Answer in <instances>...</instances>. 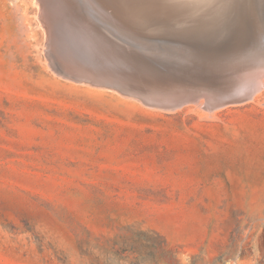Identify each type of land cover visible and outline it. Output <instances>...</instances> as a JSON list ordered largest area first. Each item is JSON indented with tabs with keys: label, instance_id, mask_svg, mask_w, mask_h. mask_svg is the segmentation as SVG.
<instances>
[{
	"label": "rangeland",
	"instance_id": "1",
	"mask_svg": "<svg viewBox=\"0 0 264 264\" xmlns=\"http://www.w3.org/2000/svg\"><path fill=\"white\" fill-rule=\"evenodd\" d=\"M55 1L0 0V264H264V77L236 105L149 107L54 68L78 46ZM131 1L133 27L184 31L200 9L189 32L247 33L227 56L263 46L252 0Z\"/></svg>",
	"mask_w": 264,
	"mask_h": 264
},
{
	"label": "bare ground",
	"instance_id": "2",
	"mask_svg": "<svg viewBox=\"0 0 264 264\" xmlns=\"http://www.w3.org/2000/svg\"><path fill=\"white\" fill-rule=\"evenodd\" d=\"M62 1H64V6H62V8L64 7L63 10L67 14L66 15L64 13L67 19L65 23L66 27L64 28L67 29L66 31L67 34L74 40V42L78 43V46L75 50V53H72L69 51V53L66 54V52L62 50L63 46H61L62 42L60 41L61 43H59V47L57 48V50L59 51L61 55L60 54L58 55H60L59 56L60 59H63V61L67 62L66 64H68L71 67H73L75 63V65H77L78 68L82 70L84 73H80L74 70L75 72H77L78 74L84 75L87 78H90L92 81L96 83L103 84V87L105 88L110 87L111 89H116L118 91H121L122 93H125L124 95L136 98L145 104L149 102L150 104L157 103L158 106L156 107H161V108L176 106L178 94H181L183 97L185 96V97H191L195 99L198 97L197 95H200L202 96V98L204 97L207 99L206 101L212 108L218 109V106L220 104H226V105H223V107H227V106L242 103V102H239L242 100V99L241 100L239 99V98H242V95L240 93L245 92L247 85H248L247 82L253 83L252 85H254L255 90H256V87H258L259 89L260 86H263L262 85L263 80H261V77H264V63L263 64L260 63L261 61L259 60L260 59L262 60V58H264V47H263L264 46V0H252V3H251V5L253 4L252 6H254L253 8L254 14L252 15L255 16V18L257 19L258 26L260 25L261 27V40L260 41L263 42L262 43L263 46H259L258 44L259 42L252 39L249 42V46L242 45L239 47L241 52L237 56H232L231 54L227 56L226 52L231 49L230 43L236 39L235 38L236 35L241 39L244 34H247L246 32L245 33L243 32L242 25H241L242 29L241 30L239 29L240 32H237L236 35H235V32L229 29L230 27H226L229 24L227 25L224 24L225 28L218 30V31L209 30L207 32L205 30L206 32L197 33L198 32L196 31L197 29L194 28L196 27L195 22L197 24V27H201L200 30H202L203 29L202 26L204 25V23L207 21L210 23V19L209 18H208L209 20L204 19L205 22L203 23V25L202 26L198 25V23L202 24L201 21L203 20V17L204 18L206 17L203 16L204 14L203 12L201 13L199 12L200 9L199 10L197 9L199 13L196 12L197 13L196 15L199 16L200 14L203 17L202 16L200 17L201 20L198 19L200 22L195 21L198 18L197 17L195 19V16H196L194 15L195 12H193L194 16L192 15L194 18L191 16L189 12L192 13V10L196 11L195 10L196 7H193L195 9H192L191 7L190 8L191 10L188 9L190 11L189 12L187 11L190 14V17H192L191 21L192 20L195 21L194 24L192 21V24L194 26L192 28L195 29L196 31V32H189L191 31L189 30V28H191L190 25L192 24L188 23L187 21L186 22L188 23V25L186 23V27L187 26L189 27L185 28L184 31H181V28L183 30V27H185V25L184 26L182 25L183 27H181L178 24H176V26L178 28L179 26L181 27L180 31L169 30V29L155 30V29H144V28H139V27H133L127 22V19H126L128 18L127 16L133 17L130 14L132 9L129 10L123 6H121L120 8L118 4L115 2V0H75V1L74 0H62ZM233 1L235 3L237 2L235 0ZM163 2H165V0H163ZM47 3H49V0ZM148 3H150V1ZM53 4L55 5V3ZM53 4L51 5L53 6ZM150 4L152 5V3ZM166 4H167V1L163 3L162 8L166 7L164 6ZM46 5H50V4H46ZM151 5L149 6V8L151 7ZM158 6L160 7V5ZM167 6L171 7V5H167ZM245 6H246V3H245ZM54 7L56 6H53V8ZM210 7L211 6H209V8ZM48 8L50 11L51 7L48 6ZM245 8L247 9V6ZM167 9L168 8H165L166 11ZM170 9H173L170 12V13H173V11H175L176 8L174 7ZM179 9L177 10L179 11ZM184 9L186 8L184 7ZM186 10L184 11L186 12ZM221 10H222V7H221ZM223 10L227 11V9H224V8ZM230 10L232 9L230 8ZM164 11H162L163 14L166 12ZM184 11L182 10V13ZM245 12L247 14V11ZM245 12L241 14L245 15ZM174 13H177V12H174ZM236 13H234L235 16H236ZM145 14L147 15V13ZM248 14H249V11H248ZM49 15H51V13ZM55 15L56 14H54L53 16ZM174 15L176 16V14ZM224 15H225V11H224ZM217 16H214V17H216L217 19ZM168 17L172 18V15L169 14ZM52 18L53 17H51L50 19ZM59 18L60 17H57L58 20ZM173 18H176V17H173ZM173 18H172V21L173 22L175 21L176 23L180 19H183V18L186 19L187 17L179 18V20L176 18L177 21ZM235 18L237 19L238 17H235ZM60 19H62V17ZM218 19L220 18L218 17ZM224 19H225V16H224ZM238 19H240V17ZM58 20L57 22L54 20L55 22H52L53 24L51 23V26L56 25L54 23H58ZM77 20L78 22L81 23L83 29L85 30L84 34L86 36L85 35L84 36L88 42H86V40L84 41L83 37L80 36V34L78 33L77 28H76ZM189 20L190 18L188 16V21ZM226 20H227V17H226ZM244 20L245 19H243V22ZM181 21L182 20H180V22ZM211 21H214V19L212 20L211 18ZM248 22L249 21L247 20L246 23ZM46 23H49V22H46ZM168 25L169 24H165L164 26L167 27ZM209 25H211V23ZM254 25H257V24H254ZM56 26L52 28L50 27V29L52 30L49 33L51 34L52 38L53 37L55 38V34L53 32L55 29L53 30V28H56ZM206 29L208 30L207 27ZM202 31H204V29ZM246 31L248 32L249 30H246ZM241 40L238 41L236 39L237 44H240L242 42ZM70 41L68 40L67 42L69 43ZM64 43L65 42H63V44ZM52 47H53L52 44L49 43V48L51 50L50 53H53L54 51ZM251 49H253V51L255 50V52L258 51V54L263 57L259 58L258 57L259 55L256 57L254 52L253 51L251 52ZM141 51H144L145 55H143V53H140ZM254 55L256 58H259V60L256 59ZM140 57L145 58V60H140L141 59ZM52 60L53 58L51 59V61ZM53 66L57 70L62 71L59 67L55 66L54 64ZM112 71L116 73V77L118 79L113 77V75L111 74ZM250 73H253V74L249 77L250 80H248L247 75ZM153 80H156L157 82L153 83ZM240 80H243V81H240ZM179 84L182 86V89L184 88V90L178 89V86H180ZM117 86H120V87H117ZM138 88L144 90L148 95H150L149 100L141 99V97L137 94ZM213 88L214 90H216L215 88H217L218 90L216 91L215 94L210 95L213 93L212 92ZM261 90H258V91L260 92ZM244 98L245 99L242 101H245V100L247 101L250 97L247 96ZM229 101H233V103L228 105L227 102ZM223 107L220 106L219 108H223Z\"/></svg>",
	"mask_w": 264,
	"mask_h": 264
},
{
	"label": "water",
	"instance_id": "3",
	"mask_svg": "<svg viewBox=\"0 0 264 264\" xmlns=\"http://www.w3.org/2000/svg\"><path fill=\"white\" fill-rule=\"evenodd\" d=\"M76 28H77V31H78V33L80 34V36H82L83 37V39H84V41L86 40V42H88L87 41V39H85V30L83 29V27H82V25H81V23L80 22H78V20H77V22H76ZM85 35V36H84ZM140 53H143V55H145L144 54V51H141ZM141 58V57H140ZM140 60H145V58H141ZM74 62V61H73ZM52 63L54 64V65H56L57 67H59L63 72H71V71H78V72H80V73H84L82 70H80L79 68H78V66L77 65H75V63H74V66L73 67H71V66H69L68 64H66V63H64L61 59H60V57L57 55V53L56 52H54V56H53V60H52ZM60 76H62L63 78H66V76H64L63 74H61V73H58ZM111 74L113 75V77L114 78H116V79H118L117 77H116V73L114 72V71H112L111 72ZM93 83V85L94 86H97V87H103V84H99V83H96V82H92ZM117 87H120V86H117ZM137 94L141 97V99H147V100H149V96L150 95H148L144 90H142V89H137ZM163 97H165V96H163ZM177 105L176 106H172V107H165V106H163V107H165V109H176L177 107H183V106H185V105H187V104H189V103H192V102H195L196 101V99L195 98H191V97H183L181 94H178L177 95ZM189 101V102H188ZM148 102V101H147ZM231 103H233V101H229V102H227V104L229 105V104H231ZM161 104V103H160ZM145 105H147V106H149V107H152V106H158V104L157 103H152V104H150V102L149 103H146ZM223 105H226V104H220L219 106H218V108L221 106V107H223Z\"/></svg>",
	"mask_w": 264,
	"mask_h": 264
}]
</instances>
